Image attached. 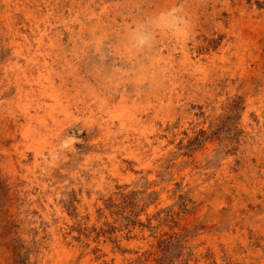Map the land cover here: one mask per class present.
Segmentation results:
<instances>
[{
    "label": "rangeland",
    "instance_id": "374dc122",
    "mask_svg": "<svg viewBox=\"0 0 264 264\" xmlns=\"http://www.w3.org/2000/svg\"><path fill=\"white\" fill-rule=\"evenodd\" d=\"M95 1L116 5L117 22L179 9L178 34L157 30L149 45L133 44L144 65L157 58L146 73L161 76L154 87L144 82L147 114L135 133L147 141L130 148L116 175L77 128L86 116L57 113V149L37 148L23 119L18 130L7 126L10 112L21 114L25 89L9 86L14 75L0 67V264H264L261 245L242 246L251 227L241 221L236 231L226 220L264 202L254 149L264 138V0ZM1 41L0 66L12 50ZM87 56L74 73L130 69L137 77L136 63H121L109 44ZM29 111L42 113L33 104Z\"/></svg>",
    "mask_w": 264,
    "mask_h": 264
},
{
    "label": "bare ground",
    "instance_id": "6f19581e",
    "mask_svg": "<svg viewBox=\"0 0 264 264\" xmlns=\"http://www.w3.org/2000/svg\"><path fill=\"white\" fill-rule=\"evenodd\" d=\"M0 2L3 4L0 23L5 28L4 33L0 32L1 44L5 51L12 49L9 58H6L4 65L0 67L5 73L4 77L9 79L14 75L9 86L12 85L19 91L25 89L24 100L18 107L21 114L10 112L7 126L18 130L23 119L24 137L33 138L37 148L43 144L49 145L50 151L53 152L58 147V141L54 142V139L61 136L53 133V129L57 130V127L53 128L50 124L58 122L57 113L68 116L77 113L86 116L87 120L77 128L80 132L86 131L94 149H101L94 156L97 157L99 165L119 175L121 169L126 168L128 161L135 154L130 148L138 144L143 148L147 141L144 139L146 141L142 142L143 134L140 133L147 114L144 99L149 94L144 88V82L149 81L150 87H154L161 78L157 70L146 73L150 68L156 69L157 58L152 57L150 63L144 65L142 57L139 58L133 49L131 27L141 23L137 21L140 20L139 17L137 16L136 21L129 22L130 20L122 18L117 22L116 5L96 6L95 0H0ZM66 11L67 17L64 15ZM106 44L112 46L113 55L121 59V63L131 66L136 63L137 77H132L135 72L130 69L116 70L117 73L114 69L107 73V69V74L97 70L90 73L86 71L84 75L82 73L83 77L74 73L73 65L79 66L80 61L89 60L88 50L98 51ZM68 67H71L70 71L66 70ZM153 96L158 97L156 94ZM31 104L34 110H41L42 113L32 114L29 111ZM261 113L259 110L260 118ZM77 118L74 121H77ZM138 130L140 132L135 133ZM9 135L15 137L13 130ZM260 144L254 147L255 160L264 164V138ZM12 146L14 147V144ZM138 161L136 157V162ZM105 163H108L109 167ZM221 171L226 173L225 167H222ZM198 181L199 178L196 177L192 183ZM204 187L206 191L210 190L209 187L205 185ZM203 191L202 187L195 191L193 194L195 201H202ZM263 211L264 202L260 207L254 205V208L243 215L240 213L226 219L230 229L236 231L241 221L251 227V231L244 230L245 239L242 246L246 249L255 248L258 244L264 248ZM247 233L249 237L246 236ZM229 250V254L233 255L231 247ZM261 251H254V256H259Z\"/></svg>",
    "mask_w": 264,
    "mask_h": 264
},
{
    "label": "clouds",
    "instance_id": "9594fccd",
    "mask_svg": "<svg viewBox=\"0 0 264 264\" xmlns=\"http://www.w3.org/2000/svg\"><path fill=\"white\" fill-rule=\"evenodd\" d=\"M178 13L177 8L162 9L145 21L137 23L130 34L132 43L137 47L147 46L151 42L154 30H168L173 34H178L183 23Z\"/></svg>",
    "mask_w": 264,
    "mask_h": 264
}]
</instances>
